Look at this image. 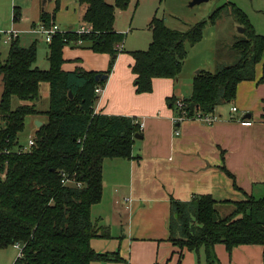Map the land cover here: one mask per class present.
Listing matches in <instances>:
<instances>
[{"label": "trees", "instance_id": "1", "mask_svg": "<svg viewBox=\"0 0 264 264\" xmlns=\"http://www.w3.org/2000/svg\"><path fill=\"white\" fill-rule=\"evenodd\" d=\"M53 1L54 21L62 0ZM79 3L86 6L82 20L92 31L80 34L69 29L54 35L48 43V70L35 66L36 42L23 47L18 37L10 43L6 60L0 53V151H10L0 156V250L20 246L21 254L14 264L128 263L120 252L98 253L93 249L94 239L111 235L108 227L93 222L92 208L103 199L105 161L133 160L136 136L143 135L142 126L133 119L95 111L99 100L96 89L106 82L96 78L110 74L117 56L124 52L117 49L123 46L126 36L115 31L116 9L126 10L130 0H116L115 6L106 0ZM223 8L210 18L213 24ZM232 12L247 34L234 45L239 62L216 73L199 72L191 97L184 100L190 120L198 115H214L218 106L234 103L239 85L254 81L260 64V83H264V36L256 33L248 17L235 6ZM14 14L16 20L20 16L16 8ZM50 18L43 12L42 22L47 26L51 25ZM206 25L204 21L180 32L155 17L150 48L132 53L136 92L152 93L155 79H178L188 57V46L201 42ZM78 45L109 55V71L65 72L63 51ZM44 83L50 85L49 109L40 112L36 103ZM14 98L25 104L14 110ZM170 103L177 113L176 101ZM40 115L47 120L36 131L34 147L18 153L16 148L23 146L18 137L25 129L27 117ZM223 170L234 180V187L242 191L235 177ZM65 178L76 184L64 185ZM244 194L246 198L241 202L218 203L210 195L198 196L189 203L172 201L171 242L181 250L203 254L198 264H220L217 245H224L229 254L241 246L264 248V197ZM221 204L232 206L234 211L221 217Z\"/></svg>", "mask_w": 264, "mask_h": 264}, {"label": "crops", "instance_id": "2", "mask_svg": "<svg viewBox=\"0 0 264 264\" xmlns=\"http://www.w3.org/2000/svg\"><path fill=\"white\" fill-rule=\"evenodd\" d=\"M50 5H54L53 0ZM81 8L83 18L86 6ZM128 44H124L125 51L137 49ZM63 57L65 72L84 69L105 74L111 65L109 55L80 46L66 47ZM133 64L134 58L128 53L117 56L95 106L97 114L133 119L142 126L143 139L135 142L133 160L104 163L103 199L93 206L92 220L108 227L111 238L94 239L92 247L98 253L120 252L127 264H198L203 254L181 250L170 240L171 203H189L203 195H210L218 203L241 202L246 198L244 192L264 197L262 68L257 69L254 81L239 85L234 103L216 108L218 120L213 124L197 120L174 124L170 102L187 100V95H192V89L181 86L184 77L155 79L152 93L138 94ZM186 80L194 81L187 76ZM48 89L49 86L45 89L47 99ZM234 107L237 113H233ZM244 121L252 125L245 126ZM107 161L112 163L108 165ZM223 168L235 177L243 192L234 187V180ZM10 248L15 251L10 263L14 264L20 251L16 246ZM216 254L220 264H260L264 248L241 246L229 254L224 245H217Z\"/></svg>", "mask_w": 264, "mask_h": 264}, {"label": "rangeland", "instance_id": "3", "mask_svg": "<svg viewBox=\"0 0 264 264\" xmlns=\"http://www.w3.org/2000/svg\"><path fill=\"white\" fill-rule=\"evenodd\" d=\"M43 1L0 0V30H2L0 32L16 30L20 34V45L23 47H29L36 42L38 60L35 66L41 70H48V43L36 29L42 22L43 12L50 15V23L57 22L63 31L69 30L71 26L73 30L77 31L84 25L81 17V7L84 8L85 5L73 0H66L63 2V6L61 4L53 21L55 4L50 5V2H48L44 5ZM106 1L108 5L115 6L116 0ZM192 1L130 0L126 10L116 9L115 20V31L126 36L123 42V51L131 56L133 52H144L150 48L153 40L151 25L155 17L164 21L165 25L170 29L180 32H186L196 24L206 21L207 25L203 31L201 42L194 47L188 46V57L179 76L181 79L184 77L185 80L181 82V86L187 90L193 88V83H187L186 76L195 79L200 71L216 73L224 67L234 66L239 62V52L235 50L234 45L238 41L247 38V34L243 32L245 27L233 14V6L248 17L258 35L264 36V0H210L200 5L191 6ZM64 3L67 5H64ZM221 7L224 8L216 23L213 24L210 18ZM14 8L20 13L16 20L14 18ZM127 32L129 33L128 35L126 34ZM127 41L130 47L134 46L137 49H132V51L126 49L125 51L124 44ZM0 42L2 60H6L10 44L6 45L1 40ZM262 65H258L257 69H261ZM48 86L50 92L48 83L41 85V98L36 103L37 110L40 112H46L49 109V99L45 98L47 96L45 89ZM2 93L3 81L0 76V103ZM189 98L190 96L187 95V99ZM23 104L25 103L14 98L12 107L15 110ZM46 120L45 115L27 117L25 129L18 137L19 144L27 146L29 141L34 139L36 135L37 122L43 123ZM106 163L109 165L112 162L107 161ZM233 211L234 208L232 206L219 208L221 217H226ZM260 249L263 251L262 248ZM13 253L15 251L12 248L0 250V264H10L13 258L11 254ZM260 264H264L263 254L260 258Z\"/></svg>", "mask_w": 264, "mask_h": 264}, {"label": "built area", "instance_id": "4", "mask_svg": "<svg viewBox=\"0 0 264 264\" xmlns=\"http://www.w3.org/2000/svg\"><path fill=\"white\" fill-rule=\"evenodd\" d=\"M36 29L38 30V32L42 35V37H44V40L46 41V43H50L54 37V35L58 34V33H63L64 31L59 27V25H57L56 23H52L50 26H47L44 23L39 24L38 27H36ZM92 31V27L84 24L79 30L78 33L82 34V33H90ZM19 37V33L12 29L11 31L8 32H0V40L4 43V44H10L13 40L17 39ZM117 49L119 51L123 50V46H118ZM104 92V89L102 87H98L96 89V94L98 95V97H100ZM175 107H177V113L175 112L174 114V118H173V122L174 124H180L182 122L188 121L190 120L188 118V114H187V110L186 107L187 105L185 104L183 99L177 100L175 103ZM233 113H237L238 109L236 107L232 108ZM194 120L197 121H201L207 124H213L214 122H216L218 120V117L215 115H198ZM243 124L245 126H251L252 123L251 122H247L244 121ZM176 134L179 135V131H176ZM32 147H34V139L30 140L27 146H19L17 147V152L18 153H26L28 151H30L32 149ZM10 151H0V156L4 155V154H9ZM63 184L64 185H71V184H76L74 180H71L69 178H65L63 180ZM78 186H81L80 183H77ZM17 249H19L20 254H21V247L20 246H16Z\"/></svg>", "mask_w": 264, "mask_h": 264}, {"label": "water", "instance_id": "5", "mask_svg": "<svg viewBox=\"0 0 264 264\" xmlns=\"http://www.w3.org/2000/svg\"><path fill=\"white\" fill-rule=\"evenodd\" d=\"M51 1L52 0H44L43 4L45 5L46 3L51 2ZM209 1L210 0H193L191 3V6L200 5V4L209 2ZM243 32H245V31L243 30ZM198 74H199V72H198ZM108 78H109L108 75H102V76H97L96 80L104 82V81H107ZM70 97H71V99L73 98L72 93H70ZM195 108H196L195 105L192 104L191 109L194 110ZM42 125H43L42 122H40V121L37 122V128L42 127ZM141 139H143V136H139V135L136 136V140H141Z\"/></svg>", "mask_w": 264, "mask_h": 264}]
</instances>
